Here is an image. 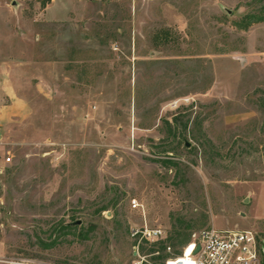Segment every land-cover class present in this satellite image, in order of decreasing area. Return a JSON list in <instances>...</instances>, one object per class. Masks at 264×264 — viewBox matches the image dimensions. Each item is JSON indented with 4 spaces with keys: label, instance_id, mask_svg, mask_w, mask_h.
I'll return each instance as SVG.
<instances>
[{
    "label": "rangeland",
    "instance_id": "1",
    "mask_svg": "<svg viewBox=\"0 0 264 264\" xmlns=\"http://www.w3.org/2000/svg\"><path fill=\"white\" fill-rule=\"evenodd\" d=\"M263 13L264 0H0V106L6 92L26 105L0 121V257L135 264L143 227L164 231L140 244L150 261L207 228L264 247V21L239 25Z\"/></svg>",
    "mask_w": 264,
    "mask_h": 264
},
{
    "label": "built area",
    "instance_id": "2",
    "mask_svg": "<svg viewBox=\"0 0 264 264\" xmlns=\"http://www.w3.org/2000/svg\"><path fill=\"white\" fill-rule=\"evenodd\" d=\"M11 157H6L10 162ZM132 206L137 208L139 202L134 199ZM136 240L135 264H156L141 255L139 248L143 243H157L164 239L161 228H137L131 232ZM172 247L167 245L165 252L172 253ZM264 247H261L256 233L252 230H221L207 228L191 234L190 240L176 255L167 256L163 264H262ZM0 264L7 260L0 257Z\"/></svg>",
    "mask_w": 264,
    "mask_h": 264
},
{
    "label": "trees",
    "instance_id": "3",
    "mask_svg": "<svg viewBox=\"0 0 264 264\" xmlns=\"http://www.w3.org/2000/svg\"><path fill=\"white\" fill-rule=\"evenodd\" d=\"M264 21V13L263 14H246L242 17V23L239 24L241 25L240 27L242 28H247L248 26H250L253 23H257V22H262ZM190 240V236L185 235L181 238V245L183 246V244H187ZM166 245H162L159 249H155V248H150L148 250V253H154V252H158L157 256H154L152 258L153 261L157 262V261H163L166 258V255L163 253L165 251ZM179 253V252H178ZM263 256H264V250H263ZM163 264V263H162Z\"/></svg>",
    "mask_w": 264,
    "mask_h": 264
},
{
    "label": "crops",
    "instance_id": "4",
    "mask_svg": "<svg viewBox=\"0 0 264 264\" xmlns=\"http://www.w3.org/2000/svg\"><path fill=\"white\" fill-rule=\"evenodd\" d=\"M6 93L11 101L6 105L0 106V121L8 120L19 113L26 111V105L21 99L16 95H14L15 97L13 98V95L10 92Z\"/></svg>",
    "mask_w": 264,
    "mask_h": 264
},
{
    "label": "water",
    "instance_id": "5",
    "mask_svg": "<svg viewBox=\"0 0 264 264\" xmlns=\"http://www.w3.org/2000/svg\"><path fill=\"white\" fill-rule=\"evenodd\" d=\"M189 146V144H187Z\"/></svg>",
    "mask_w": 264,
    "mask_h": 264
}]
</instances>
